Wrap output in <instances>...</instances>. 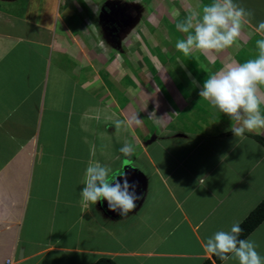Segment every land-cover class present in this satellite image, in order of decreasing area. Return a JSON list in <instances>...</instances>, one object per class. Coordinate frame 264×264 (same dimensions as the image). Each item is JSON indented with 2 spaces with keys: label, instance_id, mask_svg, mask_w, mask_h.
Returning a JSON list of instances; mask_svg holds the SVG:
<instances>
[{
  "label": "crops",
  "instance_id": "obj_1",
  "mask_svg": "<svg viewBox=\"0 0 264 264\" xmlns=\"http://www.w3.org/2000/svg\"><path fill=\"white\" fill-rule=\"evenodd\" d=\"M51 1L28 0L31 11L24 15L16 7L12 12L0 9V264H97L105 257L116 264H238L231 259L216 263L201 242L241 224L264 199V144L259 140L264 129L235 137L230 128L238 123L230 118L217 132L183 130L184 124L172 131L170 125L178 103L193 102L195 96L182 83L195 79L196 69L204 81L227 63L258 55L256 41L264 37L255 28L264 21V0H235L254 15L234 46L199 52L205 64L195 52L184 57L175 45L145 62L146 39L152 42L148 26L146 38L138 37L142 58L134 57L128 34L141 23L130 32L120 13H110L107 0H98L99 19L81 13L84 27L67 21L76 9ZM138 1L145 6L143 17L146 7L161 3ZM182 3L197 9L210 0ZM166 4L161 3L162 9ZM179 14L178 22L189 13ZM176 22L165 29V41L170 34L175 40L184 37ZM175 52L185 60L175 57V63H168L165 55L174 58ZM124 56H131L135 70L148 66L156 72L158 100L165 104L159 120L156 113L149 118L135 99L147 81ZM122 68L128 71L110 76ZM150 107L158 111L154 104ZM134 113L140 125L116 130L115 120ZM219 119L217 115L216 124ZM148 120L160 131H153ZM177 139L161 154L153 147ZM125 144L134 148L129 156L120 152ZM89 162L110 166V178L126 171L130 182H139L142 198L127 217L111 211L107 201L83 206L80 192ZM249 238L264 257V221Z\"/></svg>",
  "mask_w": 264,
  "mask_h": 264
},
{
  "label": "clouds",
  "instance_id": "obj_2",
  "mask_svg": "<svg viewBox=\"0 0 264 264\" xmlns=\"http://www.w3.org/2000/svg\"><path fill=\"white\" fill-rule=\"evenodd\" d=\"M253 15L252 11L246 10L235 0H210V3L191 10L176 23V28L185 35L177 40L175 48L186 57L194 52L207 55L231 48ZM255 32L264 37V21L259 22ZM256 48L258 55L255 58L225 64L210 73L202 85L193 81L200 87L199 97L238 123V126L230 128L235 137H244L246 131L264 129V113L261 111L264 105V38L256 41ZM141 123L138 113L131 114L125 120L114 121L116 130ZM120 152L129 156L134 148L131 144H125ZM112 171L110 166L100 162L88 163L84 187L80 192L81 203L89 208L107 201L111 211L125 218L136 209V202L142 198V193L137 192L139 182H130L126 171L119 177L110 178ZM242 231L239 222L233 223L230 230L216 231L201 242L205 255L216 256L225 262L235 260L238 264H264V257L256 250L258 246L255 241L240 238Z\"/></svg>",
  "mask_w": 264,
  "mask_h": 264
},
{
  "label": "rangeland",
  "instance_id": "obj_3",
  "mask_svg": "<svg viewBox=\"0 0 264 264\" xmlns=\"http://www.w3.org/2000/svg\"><path fill=\"white\" fill-rule=\"evenodd\" d=\"M50 4H52V1L49 0ZM55 2L57 0H54ZM65 0H60V4L62 5V7H67V6H71L73 9H76V14L69 18L67 21L68 22H75L76 24L80 25L81 27L85 26V15L81 14L83 12H86L88 14V16L91 17H95L97 19H99V15L101 12L100 8H97V5H99L98 0H66V3H64ZM101 2L104 0H100ZM150 1V0H149ZM159 2L166 4L167 6L163 5V9L161 6V3L159 5H154L153 7H155V10L153 9V7L151 9H148L146 7V10L148 11L146 15H144V17L142 18L141 21V25L139 26V28L131 35L130 33L128 34V36L130 37V39H133L132 42V51L131 53H133L132 55L135 54L142 58V54L143 52L141 50H139L138 48H140L141 46H144L141 43V40L138 38L141 36H144V38H146V35L143 32V29L145 27L148 26L150 34L148 37L152 40V42H150L149 40L146 39L147 44L145 43V57L147 58L144 59L145 62H148L151 58L155 59L156 57L154 56H158L160 55L163 51H173L174 50V45L176 44V41L173 37L174 34H170V39H168V41L164 40V35L166 33L165 29H167L168 31H170L169 29H172V27L174 26V23H171L170 26V21L173 22V19L177 20L178 22V14L181 11V14H187L189 13L191 10L195 9L194 5L192 6H188V5H183L184 3L181 4V2H183V0H160ZM27 3L28 0H17L15 2H2L0 1V9L6 10L8 12H12L13 9L15 8L19 11V13L21 15H24V13L31 11V7L28 6L27 9ZM15 5V6H14ZM67 5V6H66ZM166 9L165 13L164 10ZM119 11H115L114 16L116 15V13ZM167 12V13H166ZM177 13V15H173V13ZM153 13H155V15H153ZM120 14H123L122 12H120ZM125 14V13H124ZM148 14H150L149 20H148ZM180 15V14H179ZM121 16V15H120ZM119 16V17H120ZM162 17V18H158V17ZM164 16H167L168 19H166ZM154 17H157L158 19H155ZM170 20V21H168ZM127 21V20H126ZM162 21V22H161ZM161 22V23H160ZM176 22V23H177ZM160 23V26L157 27L156 24ZM151 26H155L157 27L155 29V31L153 30V27ZM142 28V29H141ZM152 30L154 31V33L152 32ZM161 35V37H160ZM154 41H156L157 43H160V45L156 46V44L154 43ZM163 42V43H162ZM153 43V44H152ZM130 44V42H129ZM128 45V44H127ZM155 45V46H154ZM167 49V50H166ZM143 50V49H142ZM199 52H195L194 53V57L196 58V60H198V62H202V56L200 54H198ZM176 55H173L174 58L171 57L170 54H166L165 58L167 59L168 63H175L176 59L178 57V61L180 60H185V56H181L178 55L177 52H175ZM149 58V60H148ZM175 59V60H174ZM162 61L163 58H161ZM124 61L130 66L131 69H133V72L138 73L139 78L141 79H145L147 82L146 84L148 85H141V89H140V94L135 95V99L139 100V102H142L143 106H145L146 111L150 114H155V120H159L161 113L163 110H165V104L162 102H159L158 98H159V94H160V90L158 89L156 82L154 80V74L156 73L153 69H147L148 66H143L139 69L133 68L134 63H132V58L131 56H124ZM202 64H205L204 62H202ZM196 65H199L198 63ZM198 68V66H197ZM127 69H121V71H115V73L112 72V74L110 75L111 77L115 76L116 73H124L127 72ZM177 72L178 71H174ZM199 68L196 69L195 72H193V75L196 76L195 79H193V77L187 79L184 77V80L187 79L185 82H183V86L182 88L184 90H187L189 94H191L192 96H195L192 100L193 102H187L186 104H179L178 103V109L175 107L176 109V113L177 115H175L174 120L171 122L170 125V129L172 131H178V127H181L183 124V130H191L192 132H196V133H200V132H205V131H210V132H217L220 131L221 128L220 125L223 127L222 125V121H227L229 118L227 115L219 112L217 109H214L209 103H207L203 98L199 97L197 90L200 88L197 86V84H194L193 81H198L200 82V84L202 85L203 80H201V76L199 75ZM137 76V78H138ZM180 77V76H178ZM138 78V79H139ZM130 82V80H129ZM135 93V92H134ZM139 95L141 96V98L139 97ZM134 96V95H133ZM151 104H154L156 107H158V111L154 112V108H151ZM149 108H148V107ZM218 111V114H216V112ZM164 115L166 113H163ZM217 115L220 116V119L217 121L218 123L216 124L215 120ZM225 117V118H222ZM218 119V118H217ZM228 121L233 123V120L229 119ZM148 126H151L153 131H160L158 126H154V124L148 120ZM211 127V128H210ZM219 128V129H218ZM217 130V131H216ZM169 133V132H168ZM176 143H178V139L177 141H171V140H165V141H161V142H156V144L153 146L155 147L156 150H158V153L161 154L163 152V148H164V152L167 148L171 149V145H175ZM149 150L151 151V146H149ZM125 165H129L128 163H126ZM82 262L78 263L81 264Z\"/></svg>",
  "mask_w": 264,
  "mask_h": 264
},
{
  "label": "water",
  "instance_id": "obj_4",
  "mask_svg": "<svg viewBox=\"0 0 264 264\" xmlns=\"http://www.w3.org/2000/svg\"><path fill=\"white\" fill-rule=\"evenodd\" d=\"M2 2H15L17 0H0ZM111 1V2H110ZM110 13L112 11L122 12L120 19L123 17L130 32L134 31L138 25H140L143 14L145 12V6L138 0H107L106 5ZM104 7V6H103ZM125 13V14H124Z\"/></svg>",
  "mask_w": 264,
  "mask_h": 264
},
{
  "label": "trees",
  "instance_id": "obj_5",
  "mask_svg": "<svg viewBox=\"0 0 264 264\" xmlns=\"http://www.w3.org/2000/svg\"><path fill=\"white\" fill-rule=\"evenodd\" d=\"M264 144V139H259ZM264 221V199L251 211V213L246 217V219L240 224L243 231L240 234L241 239H245L260 223ZM216 263H221L222 261L213 256ZM97 264H116L110 258H103ZM203 264H214L212 260H206Z\"/></svg>",
  "mask_w": 264,
  "mask_h": 264
},
{
  "label": "flooded vegetation",
  "instance_id": "obj_6",
  "mask_svg": "<svg viewBox=\"0 0 264 264\" xmlns=\"http://www.w3.org/2000/svg\"><path fill=\"white\" fill-rule=\"evenodd\" d=\"M99 8L102 9V6H99ZM101 17H104L105 20H106V19H109L108 17H105L104 14H102ZM104 19H103V18L101 19V20H102V23H104V21H105ZM100 23H101V21H100ZM124 37H125V38H123V40H127V37H126V36H124Z\"/></svg>",
  "mask_w": 264,
  "mask_h": 264
}]
</instances>
